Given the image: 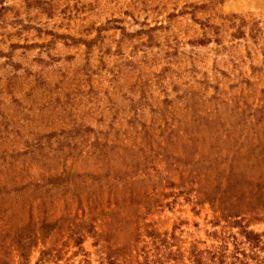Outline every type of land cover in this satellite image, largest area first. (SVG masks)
Here are the masks:
<instances>
[{
	"label": "rangeland",
	"instance_id": "obj_1",
	"mask_svg": "<svg viewBox=\"0 0 264 264\" xmlns=\"http://www.w3.org/2000/svg\"><path fill=\"white\" fill-rule=\"evenodd\" d=\"M242 226L264 0H0V264H264Z\"/></svg>",
	"mask_w": 264,
	"mask_h": 264
},
{
	"label": "trees",
	"instance_id": "obj_2",
	"mask_svg": "<svg viewBox=\"0 0 264 264\" xmlns=\"http://www.w3.org/2000/svg\"><path fill=\"white\" fill-rule=\"evenodd\" d=\"M261 175H258V177H257V179H260L261 177H260ZM216 208H220V205L218 206H215ZM231 214L232 213H228V212H225V214L223 215L226 219H228L229 217H231ZM90 229H88V231H92L93 229V227L90 225V227H89ZM243 235H244V237H245V239H246V241L249 243V245H250V248H251V250L252 251H254V250H256V249H263L264 248V245L262 244V239H261V234L260 233H256V232H254V231H252V230H248V229H246V227H241V231H240ZM77 240H75V242L76 243H81V241H82V237L81 236H79V237H77L76 238ZM208 252H211V255H212V257L213 258H215L216 257V255H215V253H216V251H208ZM194 260L196 261V262H198L199 264H204V263H201L202 261H201V254H198V253H194Z\"/></svg>",
	"mask_w": 264,
	"mask_h": 264
}]
</instances>
